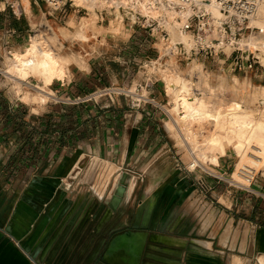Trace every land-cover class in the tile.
I'll use <instances>...</instances> for the list:
<instances>
[{"label": "crops", "instance_id": "crops-1", "mask_svg": "<svg viewBox=\"0 0 264 264\" xmlns=\"http://www.w3.org/2000/svg\"><path fill=\"white\" fill-rule=\"evenodd\" d=\"M28 11L21 20L0 10V60L2 47L24 50ZM97 15V24L109 18ZM62 19L56 28L69 29ZM77 31L62 39L64 56L77 59L49 85L54 100L12 103L0 91V226L39 264H243L264 255V171L248 190L221 183L199 201V170L185 172L194 151L178 145L159 104L131 108L120 94L67 102L129 86L135 62L153 53L146 30ZM153 95L162 104L159 90ZM237 164L220 150L212 163L216 172ZM128 232L140 235L138 256L134 244L115 242Z\"/></svg>", "mask_w": 264, "mask_h": 264}, {"label": "built area", "instance_id": "built-area-1", "mask_svg": "<svg viewBox=\"0 0 264 264\" xmlns=\"http://www.w3.org/2000/svg\"><path fill=\"white\" fill-rule=\"evenodd\" d=\"M43 1L53 11L65 12L68 7L85 9L76 5L74 0ZM104 1L106 6L96 9L101 18L112 17L146 30L148 45L153 53L144 52L140 60L135 62L136 74L129 86H106L67 102L79 103L95 100L100 96L120 94L130 98L131 108L143 104H159L162 113L169 121L174 122L169 109H163L161 104L155 101V90H159L166 97L167 105L170 104L168 97L171 85L177 76H181L186 80L189 93L193 96L211 102L221 100L222 97L228 101V93H218L213 83L217 81L218 74L244 73L258 61L250 47L244 45L241 39L258 29L250 23V19L256 16L260 8H264V0ZM7 7H11L15 14L21 15L19 6L15 8L14 0H0V10ZM146 9L156 10V13L146 12ZM175 35L182 38L176 39ZM5 74L6 70L0 65V91L10 96V102L26 104L22 99L24 90L16 92L5 84ZM24 85H21L22 89L29 90ZM55 98L51 91L45 101ZM175 129L182 135L178 127ZM201 165L185 167L186 173L199 170V174L192 178L199 201L209 199L212 191L221 183L237 190H248L256 176L261 175L255 171L254 166H249L240 172V179L236 180L233 178L234 168L230 172H216ZM25 254L32 264H39L30 254Z\"/></svg>", "mask_w": 264, "mask_h": 264}, {"label": "rangeland", "instance_id": "rangeland-1", "mask_svg": "<svg viewBox=\"0 0 264 264\" xmlns=\"http://www.w3.org/2000/svg\"><path fill=\"white\" fill-rule=\"evenodd\" d=\"M23 1L24 0H14L15 8H17V6H19L20 4L19 9L21 15H19V17L21 20L26 18L24 15L25 10H27V12H29V9L31 10V12L29 13L30 15L28 14V16L30 17L31 24L30 30L28 32L29 40L22 47V49H25L24 47L30 44L31 37L38 34L41 36V39L44 41V45H46V47H49L50 49L52 47L57 52V54L61 56L65 55L66 52H69L67 48L63 47L62 39L67 38L69 36H73V32H75L76 30H84L87 32H91L96 31L99 28V32H106L107 30H110L111 32H118V30L123 27V22L119 21V19H114L112 17H105L104 21H99L97 24V21L100 17H98L96 9L105 7L106 5L104 4V1L97 2L94 6H89L86 3H81L74 0L76 4H78L80 7H84L85 9L79 7H68L65 13L66 20H69L68 22L70 24V27L69 29L61 28L59 30L56 28V24H58L59 21L64 18L65 13L61 11H53L43 0H36V5L32 4L31 8L24 9V4L27 3V0H25L24 3ZM2 6L3 5H1V7ZM6 9L10 10V13L13 12L11 7H7ZM251 35H253V37H256L259 40L263 39V32L259 27ZM247 41L248 40H246L245 42L247 43ZM246 46L250 47L255 57L258 56L257 63L251 69L244 73L239 72L231 75L218 74L217 81H213L217 88L216 91L218 93H224V91H226L230 100L226 101L224 100V97H222L220 98L221 100L211 102L203 98V100L205 101L204 108L209 111V115L211 116L206 118V120L208 119L206 122H199V124L195 123L193 125L188 124L186 125L185 130L181 128L183 136H186V139H183V136L181 137V135L178 134L175 129L176 126L174 122L169 121V126L173 130L174 136L177 139V143L182 148V150H184V152L190 155L188 147H192L195 157H198L197 160L199 159L198 161L202 163V165L201 163L200 165L210 170H214V167L209 160L212 156L217 157L219 154V150L221 151V153H225L227 151V156L232 158V164L240 162L236 165L239 166L243 160V162H245V160H248V152L253 151L251 145L257 142L255 145L258 146L262 151L261 154L259 153L261 157V163H263L260 167L261 170L264 171V104H262L264 103V48H261L260 46L255 47L247 44ZM254 48H256V50ZM1 49L3 57L0 60V65L2 69L6 70L8 68L10 74L16 78L14 80L13 77L8 74H5L7 76V81H5V84H8V86L13 88L16 92H22L24 90V96L22 99L26 102L33 101L37 103L42 102V100H47L46 94L40 92L35 87L37 86L51 93L49 85L53 82L54 79L62 78L64 75L57 76L55 78H52L51 81H49L45 76H42L40 74L34 73L28 76L18 74L16 69H13L11 67L8 55L7 62L5 56L8 51H13L14 48L11 47L8 49H4V47H2ZM69 63L70 62L66 63L64 69ZM17 77H21L25 81H22V79ZM41 78L44 79L43 82ZM0 81H2L1 78ZM26 81H29L32 84L28 83L26 85ZM2 84H4V82L1 83V86ZM23 84H25L24 86L29 88V90L27 89L26 91L25 89H22L21 85ZM34 85L35 87H33ZM162 96L164 100L161 104V107L163 109L169 108V112L174 117V111L170 109L174 107V101L171 94H169L168 97V100L170 102V104L168 105L166 104V97L164 95ZM241 120L248 121L247 124L251 127V129L247 130V128H245L244 130H242V133L236 132L231 134L229 129L230 126L233 123L238 124ZM181 126L183 125L181 124ZM198 147H202V150L204 152L206 151V154L209 155V160H205L206 163H203L204 160H202L201 157L198 156ZM232 148H235L236 152L241 155L239 158L236 157ZM84 163L85 157L83 156L78 160L77 166L73 171V174H78L77 171H79L80 167ZM194 163L196 162L194 161ZM233 168L235 170L234 166L232 167V169ZM257 168L256 172L262 174L263 171L261 172L259 171V168ZM113 169L114 167L112 166V171ZM91 173L92 172L90 169V175ZM79 174L81 173L79 172ZM96 174L101 175L100 172ZM257 177L258 175L256 176V178ZM122 185H125V183ZM256 258L250 259L249 261L243 264H264V255L259 256L258 259Z\"/></svg>", "mask_w": 264, "mask_h": 264}, {"label": "bare ground", "instance_id": "bare-ground-1", "mask_svg": "<svg viewBox=\"0 0 264 264\" xmlns=\"http://www.w3.org/2000/svg\"><path fill=\"white\" fill-rule=\"evenodd\" d=\"M75 1L86 3L89 6H94L97 2H102L104 0H75ZM145 11L152 12L154 14L156 13V10H153V9H146ZM250 23L252 25H256L257 27L261 28L263 32V36H262L263 39L259 40L256 37H253V35L251 34H253L255 32L254 31L250 33L247 37H244L243 39H241V42L245 45L247 44V45H252L255 47L260 46L261 48H264V8H260L258 10L256 16L250 19ZM174 38L180 39L182 37H180L179 35H175ZM246 40H248L247 43L245 42ZM254 49L256 50V48ZM256 57L258 58V56ZM8 58L10 59L11 67L13 69H16L18 74H21L23 76L25 75L28 76L34 73L40 74L42 76H45L47 80L49 81H51L52 78L54 77L62 76L63 69L66 63L72 62L73 60L77 59L76 56H64V55L59 56L52 47L50 49L49 47H46V45H44V41L41 39V36L38 34L31 37L30 44L26 46L22 52L13 50L8 54ZM7 72L10 74L9 71ZM17 78L22 79L21 77H17ZM22 81H25V80L22 79ZM27 84L28 83H26V85ZM33 87H35V85ZM35 88L38 89L40 92L46 94V96H48V94H51L37 86ZM170 94L174 101V107L170 108L174 111V115L176 116V117L174 116V123L176 124V128L178 127L181 131L182 129L183 130L186 129V125L188 124L193 125L195 123L199 124V122H206L208 120V119L206 120V118L211 116L209 115V111L204 108L205 101L203 100V98L193 96L192 94H190L188 90L187 82L181 76H177L173 80V85H171V88H170ZM166 109H169V108H166ZM247 122L248 121L241 120L238 124L233 123L229 128L231 134L236 133V132L242 133V130H244L245 128H247V130L251 129V127L247 124ZM181 124L183 126H181ZM185 139H186V136H185ZM256 143L257 142H255V144ZM255 144L251 145V148L253 151L252 152L249 151L247 154L248 160L247 161L245 160V162H243L244 160L242 159L243 161L239 166H234L235 167V170L233 173L234 179L236 180L240 179L239 178L240 172L249 166H254L255 171H256V168L258 167L259 171H261L260 166L263 163H261L260 154L262 151ZM189 149L191 148L189 147ZM202 149H203L202 147H198L197 149L198 156H200L201 159L204 161L209 160L208 158L209 155L206 154L207 152L206 151L204 152ZM197 158H196V161L194 160L196 163H194L193 161L189 165L190 167H193L195 164H200L198 161L199 159L197 160ZM217 158L218 156L217 157L212 156L209 161L211 163H216ZM204 163H206V161ZM139 236L140 235L137 234L134 237L132 233L128 232L116 238L115 242H118L120 245H124V246L134 244V250H135L134 253L137 254L138 256L139 249H140V246H139L140 242L138 240H141Z\"/></svg>", "mask_w": 264, "mask_h": 264}, {"label": "water", "instance_id": "water-1", "mask_svg": "<svg viewBox=\"0 0 264 264\" xmlns=\"http://www.w3.org/2000/svg\"><path fill=\"white\" fill-rule=\"evenodd\" d=\"M124 186L120 185L122 192ZM0 264H32L29 257L8 235V228L0 226Z\"/></svg>", "mask_w": 264, "mask_h": 264}]
</instances>
